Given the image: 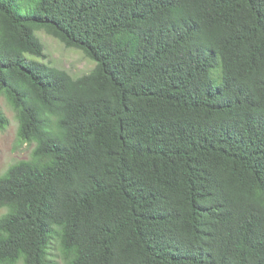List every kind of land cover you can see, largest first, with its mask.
<instances>
[{"label":"trees","instance_id":"16d2710c","mask_svg":"<svg viewBox=\"0 0 264 264\" xmlns=\"http://www.w3.org/2000/svg\"><path fill=\"white\" fill-rule=\"evenodd\" d=\"M0 98V262L264 264V0H0Z\"/></svg>","mask_w":264,"mask_h":264},{"label":"rangeland","instance_id":"374dc122","mask_svg":"<svg viewBox=\"0 0 264 264\" xmlns=\"http://www.w3.org/2000/svg\"><path fill=\"white\" fill-rule=\"evenodd\" d=\"M38 38L44 45L46 59L43 63L69 72L74 78L89 74L95 68V62L90 60L82 51L66 47L61 41L48 35L45 31L37 32ZM0 106L9 120L6 129L0 128V177L7 170L22 161L29 160L35 144H22L17 139L18 121L15 114L8 107L3 98H0ZM6 213L0 209V217ZM51 264H67L63 257L56 252ZM0 264H24L19 258L13 262H0Z\"/></svg>","mask_w":264,"mask_h":264}]
</instances>
